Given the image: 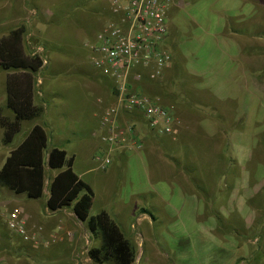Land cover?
<instances>
[{
  "label": "rangeland",
  "instance_id": "obj_1",
  "mask_svg": "<svg viewBox=\"0 0 264 264\" xmlns=\"http://www.w3.org/2000/svg\"><path fill=\"white\" fill-rule=\"evenodd\" d=\"M117 20L109 0H0V38L24 27L26 54L43 60L34 74L36 98L48 104L41 119L57 148L75 153L73 169L94 191L90 215L106 211L130 241L138 263L155 255L162 258L158 264H264V71L252 75L238 59L235 42L262 39L264 25L252 2L181 0L169 7L167 33L172 45L167 48L174 69L158 87H151L150 96L162 90L163 105L166 99L176 100L179 125L172 136L156 135L157 142L142 145L153 151V160L140 145L128 142L122 147L126 158L110 151L111 162L95 169L101 151L91 159L87 121L83 128L70 119L71 97L62 90L86 71L91 56L88 53L86 59L81 45L70 39L92 36L101 22ZM213 95L228 101L217 105ZM0 115L9 118L12 113L3 108ZM31 123L22 124L10 145L0 142V166L8 148L20 142ZM141 134H146L143 129ZM50 172L55 174L46 170L47 184ZM0 192L4 201L16 198L8 190ZM15 206H0V264L87 263L83 246H98L92 235L85 243L87 229L71 220V209L65 220L77 231L74 247L52 237L43 236L45 249L39 239L24 240L5 223ZM144 214L151 218L149 229L139 222L130 230L135 216ZM39 218L37 224L27 217V231L37 225L43 235L49 217L42 210Z\"/></svg>",
  "mask_w": 264,
  "mask_h": 264
},
{
  "label": "trees",
  "instance_id": "obj_2",
  "mask_svg": "<svg viewBox=\"0 0 264 264\" xmlns=\"http://www.w3.org/2000/svg\"><path fill=\"white\" fill-rule=\"evenodd\" d=\"M24 33L25 28L19 26L0 38V69L7 72L6 108L13 116L0 115L1 140L6 146L20 133L24 122L33 121L42 113V108L34 103L33 76L43 62L38 56L26 54ZM47 143L44 127L35 124L0 166V187L29 199H40L46 170L55 172L48 186L46 207L50 211L71 209L76 219L100 241L99 247L87 250L89 259L96 264H134V249L110 215L106 211L90 215L94 192L75 173L74 157L57 147L48 151Z\"/></svg>",
  "mask_w": 264,
  "mask_h": 264
},
{
  "label": "built area",
  "instance_id": "obj_3",
  "mask_svg": "<svg viewBox=\"0 0 264 264\" xmlns=\"http://www.w3.org/2000/svg\"><path fill=\"white\" fill-rule=\"evenodd\" d=\"M179 1L109 0L118 20L107 21L97 33L96 40L88 44L91 66L114 79L117 93V104L108 107L102 116L99 138L104 149L96 158L99 159L100 169L111 162L109 153L113 149L128 142L140 145L139 133L133 126L120 127L116 124L120 110L141 113L147 127L158 135L174 134L175 120L169 108L158 97L129 91V85L131 81L139 82L142 79L140 69L148 70L149 81L155 82L162 79L170 67L171 54L166 45L167 14L169 7ZM182 1L188 3L193 0ZM4 219L9 230L24 240H38V236L30 237L26 233L20 209L11 210Z\"/></svg>",
  "mask_w": 264,
  "mask_h": 264
},
{
  "label": "crops",
  "instance_id": "obj_4",
  "mask_svg": "<svg viewBox=\"0 0 264 264\" xmlns=\"http://www.w3.org/2000/svg\"><path fill=\"white\" fill-rule=\"evenodd\" d=\"M248 1L252 2L254 9L256 10V12L260 18L259 23L263 26L264 25V0H248ZM101 23L99 25L98 31L96 33H94L92 36H90V35L89 36L88 35L82 36V37H80L82 39H78V40H75L74 38L70 39V41H72L74 43L77 42L78 44L81 45L82 52L84 54H86V59H87V54L90 53V50L88 48V44L92 43L96 40L97 33L103 28V26L105 24V23H103V24H101ZM261 25H259V26H261ZM70 41L67 44L69 47H72L73 43ZM258 41L260 43H256ZM258 41H256V39L253 40L251 38H248V39L242 38L241 41L235 40V42L238 45V49H239V58L238 59H241L242 62L247 64V69L253 73L252 75L258 74L261 76L262 72L264 71V33H263L262 39H260ZM166 45L168 47L170 45H172V43H170V39H169L168 35H167ZM86 59H85V61H86ZM86 63H87V66H85L87 68V69L85 68L86 71L84 69H83L84 71L81 70L80 73H82V75L74 77L67 89H64V90H62L61 88L60 89L62 90V92L63 91L68 92V94L71 97V104L70 105L72 108H70V107L69 108L72 109V111H70L68 114L70 119H72L73 121L79 122L78 126L83 127V128L85 127V126H83L84 122L87 121V125L89 126L88 127V129H89L88 135L90 136V139H92V143H90L91 147L88 146V149L91 151V159L94 160L93 158L96 155L94 153H96L97 150L102 152L104 149V145L100 142V138H99L100 134L102 133V127L101 126H102L103 113L108 107L117 104V97H116L117 93H116V84H115L114 79H112L109 76L103 75L101 72H99L98 70L93 68L90 65V62L88 63V60ZM173 69H174V63H173V61H171V65L165 71L164 75L167 73H170L171 71H173ZM140 72L142 74V79L139 82L138 81H136V82L131 81L130 85H129V91H131V92L137 91V92H140L143 94L151 95L152 94L150 92L152 90L151 87H158V83L160 81L159 80L155 81V82L149 81L148 76H147L148 70L140 69ZM164 75L162 78H164ZM6 77H7L6 71L0 72V110L3 108L8 110L6 108V96H7L6 95ZM33 77L35 79V76H33ZM53 80L59 81L57 79H53ZM56 84H58V83H56ZM57 89H59V87ZM160 92H161V95H160ZM164 94H163V91L160 90L158 93L155 91L153 96L158 97L161 100V103L163 104L162 99H164V96H163ZM55 95H54L55 97H58L59 94L56 93ZM73 97H74V100H73ZM214 100L216 101V104L217 103H225L226 101H228V99H222L221 100L219 97H215V96H214ZM175 101L176 100H172V99L167 100L166 99V102L164 100V102L166 103L164 105L165 106L167 105L168 106L167 108H169L170 111L172 112V114L174 115L175 125L176 124L179 125V116L177 115L178 114V109H177L178 105L176 104L178 102L176 101V103H175ZM34 103L37 105L40 104V106H42V109H43L42 113H41L40 117L38 118V120L35 119V120L31 121L32 122L31 125L27 127V130L23 134L20 142L26 137L28 132L32 129V127L35 124H40L44 127V130L47 134V138H48L47 147H48V151H49L50 149L57 147L56 146L57 143L55 142V139L53 137H50L48 135L47 128L41 119L42 117H44L48 113L47 100L42 99L39 102V100L36 98L35 88H34ZM201 104H203V103H201ZM59 106H60V104H59ZM61 106H63V105L61 104ZM121 112H123V113H121ZM59 114H61L62 116H66L64 112L63 113L59 112ZM12 117L13 116H11L9 118H12ZM116 124L119 125L120 127H122V126L126 127V126H130V125L133 126L136 129L137 133H139V139H140L138 142V143H140L139 149L145 150L147 152L149 160L154 159V157L152 156L153 151H151V150L147 151L146 149L143 148L142 145L145 142H157L156 139H158V138H156V135L157 136H159V135L155 132H152L147 127L146 120L144 119V117L141 113L136 112V111L127 112V111L120 110L118 112L117 117H116ZM142 129L145 131V133H146L145 135L141 134ZM74 133L77 134L76 131H74ZM2 136H3V130L0 128V142L1 143H2V140H1ZM163 136H165V135H163ZM66 141L69 142V140H66ZM20 142L15 147H17L20 144ZM15 147L8 148V150L5 154L4 160L8 156L9 152L12 149H14ZM122 147H117L116 149H113L112 151H115L117 153V158L121 157V159H124L127 157V155L125 153V149ZM172 147L170 146V148H172ZM58 148L64 149L62 147H58ZM136 151H138V150H135L134 152H136ZM67 155L74 157V164H75V160H76L75 153L70 152V154H69L67 152ZM74 164H73V167H74ZM98 168H99V164L96 166L95 169H98ZM89 170H93V169H89ZM50 173H52V172H50ZM54 175L55 174L51 175V177L48 180V184H47L46 179H45L43 195L40 199H29V198L25 197V195H22V194L17 195L16 194L15 195L16 198H13V199H15L14 201L13 200H11V201L5 200L4 201L0 197L1 198L0 199V206H5V204H10V203L13 204L14 203L16 205L15 208L20 209L22 216L24 218V221L27 219V217L28 218L31 217V218H33V220L36 221L37 224H38V222H40V218H39L40 217V211L44 210V212L48 215L49 219L47 218L48 221L46 222V224H43V226H42L43 232H44L43 235L41 234L42 229H39L37 225H34V228L29 229V231H27V229H26L27 227L25 226L26 233L28 234L30 232V234L35 235L36 237L38 236V239H39L38 244L42 245L43 249H45L43 247V244H42V242L44 240L43 236L46 238H49V237L55 238V240H57L59 243L65 242L67 244V246L69 244V247L72 248L74 246L71 243L74 244L75 241L77 240V231H75V229H73V227L69 228L71 223L66 222V220H65V215L69 212L68 209H61L58 211H50L46 207V200H47L48 195H49L48 186L50 183V179ZM78 176H79V178H82L81 175H78ZM0 188H2V187H0ZM2 189L7 190L6 188H2ZM9 192H12V191H9ZM17 196H21V198H24V200H22V201L17 200ZM93 200H94V198H93ZM135 209H136V207H135ZM134 212L136 213V211H134ZM134 212H132V215ZM70 215H71V217H70L71 220H72V218L75 220V222H76L75 224L78 223L79 226H82V227L84 226L83 223L79 222L76 219V217L73 215L72 212H70ZM116 217L121 218V216L119 214ZM135 218H136L135 223H131L130 230L132 229V231H134L135 225H138L139 222H141V223L143 222L146 225L145 227H148V229H149L151 222H152L150 220L151 219L150 217H148L147 215L144 214L142 216H135ZM25 224H26V221H25ZM49 231L50 232L51 231H57V233H54L51 236ZM150 231H149V234L151 235ZM130 234H132V233L130 232ZM83 236L85 237V243L89 244V241L91 239V234L89 233V231L87 230ZM95 244H97V242H95ZM99 246H100V241L98 240V246H96V247H99ZM87 247L88 246H85V245L83 246V249H85L86 256H87L86 262L87 263L90 262L88 264H96L89 259L88 255H87V250H88ZM43 252H44V250L42 251V253ZM42 253H40L39 255L43 256ZM140 254L141 253L139 252L138 255H140ZM145 260L146 261L144 263H138V260L136 259L134 264H158L160 262V260H162V258L161 257L156 258V256L154 255V259L146 258ZM77 263L87 264V263H84L83 261H81V262L78 261Z\"/></svg>",
  "mask_w": 264,
  "mask_h": 264
}]
</instances>
